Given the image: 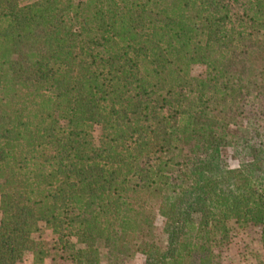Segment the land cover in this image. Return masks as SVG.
I'll use <instances>...</instances> for the list:
<instances>
[{"label":"trees","instance_id":"16d2710c","mask_svg":"<svg viewBox=\"0 0 264 264\" xmlns=\"http://www.w3.org/2000/svg\"><path fill=\"white\" fill-rule=\"evenodd\" d=\"M250 225L264 0H0V264H220Z\"/></svg>","mask_w":264,"mask_h":264},{"label":"rangeland","instance_id":"374dc122","mask_svg":"<svg viewBox=\"0 0 264 264\" xmlns=\"http://www.w3.org/2000/svg\"><path fill=\"white\" fill-rule=\"evenodd\" d=\"M201 66L192 67L193 74L202 73ZM231 165L235 161L230 160ZM35 238H53L55 234L46 227H42L39 231L34 232ZM220 264H264V244L259 239V227L250 225L240 230L232 237L228 247L220 256ZM143 262V254L137 252L130 264H141ZM21 264H58L50 260H45L42 263L31 261L30 255L27 254Z\"/></svg>","mask_w":264,"mask_h":264}]
</instances>
